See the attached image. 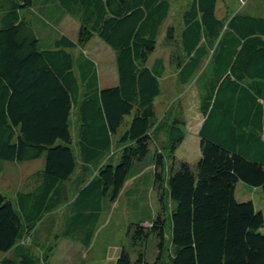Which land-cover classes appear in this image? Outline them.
Masks as SVG:
<instances>
[{
    "label": "trees",
    "instance_id": "1",
    "mask_svg": "<svg viewBox=\"0 0 264 264\" xmlns=\"http://www.w3.org/2000/svg\"><path fill=\"white\" fill-rule=\"evenodd\" d=\"M217 1L189 0L175 28L172 0H0V161L43 157L15 206L0 192V252L29 242L64 202V184L95 166L75 188L62 237L89 246L101 211L150 187L158 210L128 223L114 264H264V211L237 193L240 185L264 196V17L220 15ZM66 15L79 24L76 39L59 28ZM165 23L163 43L182 54L175 78L198 94L193 163L176 157L186 134L179 116L165 131L168 154L154 134L167 60H148ZM95 36L114 54L116 80L105 86L85 51ZM0 264L43 263L21 252Z\"/></svg>",
    "mask_w": 264,
    "mask_h": 264
},
{
    "label": "rangeland",
    "instance_id": "2",
    "mask_svg": "<svg viewBox=\"0 0 264 264\" xmlns=\"http://www.w3.org/2000/svg\"><path fill=\"white\" fill-rule=\"evenodd\" d=\"M188 3L189 0H172L167 24L172 23L175 28L179 27L177 24H182L180 15ZM217 5L220 15L240 12L264 17V0H218ZM78 27V22L70 15H66L59 24V28L71 39H76ZM165 27L166 23L160 29L156 48L148 60L149 65L158 55L167 60L166 71L160 79L161 93L154 102L155 112L159 118L155 125L154 134L157 143L168 154V147L164 146L165 143L163 142L165 131L172 118L179 116L185 123L183 129L186 133V139L184 144L177 149L176 157L193 163L197 161L200 154L198 136L196 135L197 127L201 121L198 110V94L193 81L183 86L179 85L175 78L174 64L178 60H182V54H180L177 43L170 47H166L163 43ZM85 51L90 53L97 62L100 85L112 84L116 80L113 51L97 36L89 40L88 44L85 45ZM76 52L77 50H74V53ZM71 116L72 147L78 151L76 145V110L71 111ZM129 119L130 116L125 117V120ZM166 161L169 163V158H166ZM0 163L3 165V168L0 169V192L10 199L15 206L16 192L24 190L25 178L42 167L43 157L24 162L0 161ZM90 169L84 173L81 170L76 172L72 180L64 184L63 189L66 195L64 202L54 212L45 213L42 216L32 231L29 242H19L14 249L7 253L0 252V259L4 256L12 258L21 252H27L43 264H114L121 245L125 242V231L128 223L138 221L142 217L147 219L149 215L154 216L158 210V198L150 187L147 188V193L143 194L132 195L122 192L109 209L101 211L89 246H82L77 241L62 237L61 234L64 230L65 218L70 211L71 198L75 194L78 182L90 177L96 167ZM240 188V185H237L238 195H245L244 197L247 196V198L250 196L255 204L264 210V196L261 190L255 189L243 194V189ZM169 200L166 199L165 201L168 217L166 221L167 230L170 221V208L172 207ZM56 235L59 237L56 238ZM50 248H52L51 251H49ZM152 251V249L148 251V259L154 257ZM167 252H165L164 258L166 262L170 258ZM47 256L48 259L44 261Z\"/></svg>",
    "mask_w": 264,
    "mask_h": 264
},
{
    "label": "crops",
    "instance_id": "3",
    "mask_svg": "<svg viewBox=\"0 0 264 264\" xmlns=\"http://www.w3.org/2000/svg\"><path fill=\"white\" fill-rule=\"evenodd\" d=\"M201 122H202V116H201V121H200V123H199V125H198V127H197V130H196V135H197V133H198V130H199V127H200V124H201ZM198 136V135H197ZM185 139H186V134H185ZM185 139H184V141H183V144H184V142H185ZM198 141H199V139H198ZM199 150V149H198ZM240 189H243V194H244V192H250V191H252V190H257L258 188H244V186H241V188ZM246 189H248V190H246ZM245 195H240V197L241 198H247V196L246 197H244ZM249 198L250 199H252L250 196H249ZM253 200V199H252ZM254 201V200H253ZM255 203V202H254ZM257 208H259V209H262L261 207H259V206H257ZM263 210V209H262ZM264 211V210H263Z\"/></svg>",
    "mask_w": 264,
    "mask_h": 264
}]
</instances>
